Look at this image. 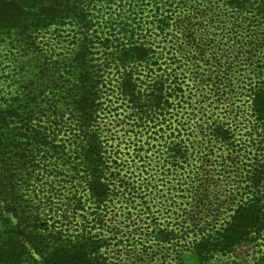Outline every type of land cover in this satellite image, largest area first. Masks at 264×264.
Wrapping results in <instances>:
<instances>
[{
	"label": "trees",
	"instance_id": "1",
	"mask_svg": "<svg viewBox=\"0 0 264 264\" xmlns=\"http://www.w3.org/2000/svg\"><path fill=\"white\" fill-rule=\"evenodd\" d=\"M58 33L64 38L56 45L67 40L66 51L49 42L45 50L39 47L41 37L53 40ZM2 41L44 56L52 111L57 98L66 108L34 136L17 131L24 128L15 125L24 109H0V264H110L108 237L83 227L70 234L62 203L49 197L40 211L28 202L33 184L49 173L53 182L82 186L95 205H104L111 195L107 159L127 165L116 161L118 151L103 134L105 113L129 109L140 127L132 131L137 138L150 129L162 131L174 114L186 119L196 97L205 106L197 120L193 115L192 129L172 127L167 163L177 170L188 166L189 146L192 155H202V137L213 148L210 165L239 163L236 181L245 191L223 222L206 219L193 229L163 230L179 238L178 250L186 247L199 264L264 239V0H0ZM244 104L251 134L259 131L263 140L248 152L237 137L248 126ZM136 144L139 153L143 147Z\"/></svg>",
	"mask_w": 264,
	"mask_h": 264
},
{
	"label": "rangeland",
	"instance_id": "2",
	"mask_svg": "<svg viewBox=\"0 0 264 264\" xmlns=\"http://www.w3.org/2000/svg\"><path fill=\"white\" fill-rule=\"evenodd\" d=\"M53 35L56 37L53 40L50 35L41 37L39 47L45 50L49 42L50 46H57V52L66 51L63 46L67 40L56 45V41H62L64 36H59L61 33ZM20 45L16 42H0V109L14 105L19 108V114L24 109L26 112L16 119L15 124L17 127L24 125V128L17 131L34 136L37 131H45L46 124L54 120L51 115L55 111L59 114L65 113L66 106L57 98L58 105L52 111L51 80L41 69L43 62L40 60L44 61V56L36 58L34 47ZM191 93L192 97L195 96L194 91ZM196 100L197 97L190 102L195 108L187 109L189 116L186 119L180 120L181 114H174L171 124H162V131L154 134L150 129L149 132L137 134V138L132 131H139L140 127L134 123L137 122L136 118H129V109H125V114L124 109H120L121 115L118 112L117 115L113 112L105 113L100 125L103 134L115 148L113 152L118 151L114 157L116 161L124 159L127 165L115 166L114 160L107 159L104 177L111 189V195L104 205H95L82 186H69L60 178L53 182L49 173L33 184L34 191L28 202L39 207L41 211L43 207L40 204L45 207L44 203L49 204L51 197L62 203L60 208L63 210L64 224L72 227L64 229L70 234L83 227L92 228L93 233L102 238L108 237L111 241L107 252L110 264H199L186 247L178 250L179 238L172 239L170 230L163 229L178 225L193 229L197 223L200 224L201 220L206 219L216 224L223 222L230 208L239 202L245 189L240 180L236 181L241 169L239 163L229 159L225 169L217 164L210 165L213 148L202 137L198 138L197 144L201 151L199 154L202 155H192L193 149L189 146L188 166L177 170V167L170 168L171 164L167 163L171 162L166 146L173 138L169 136L172 127H176L175 130L187 128L188 131L192 129L193 115L195 120L201 115L199 109L205 106L203 98L198 99L200 102ZM247 106L248 104L243 106V117L246 119L244 123L248 125L251 119ZM26 126L35 131H27ZM242 129L237 137L243 144V152L250 151L251 145L255 147L259 141H263L259 131L251 134L253 128L249 125ZM135 143H141L143 147L139 153V146H133ZM112 154L114 156L116 153ZM146 159L150 165L144 168L142 161ZM242 161H246V156H242ZM168 169L171 171L168 172ZM76 192L79 193L74 196ZM11 220L16 223V220ZM260 243H264V239L258 244L243 242L231 254L216 255L206 264H264L261 262L264 249Z\"/></svg>",
	"mask_w": 264,
	"mask_h": 264
}]
</instances>
